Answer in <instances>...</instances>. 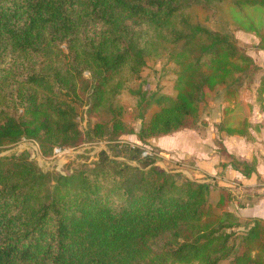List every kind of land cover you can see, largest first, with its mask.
Instances as JSON below:
<instances>
[{
    "label": "trees",
    "instance_id": "trees-1",
    "mask_svg": "<svg viewBox=\"0 0 264 264\" xmlns=\"http://www.w3.org/2000/svg\"><path fill=\"white\" fill-rule=\"evenodd\" d=\"M215 5L262 8L264 0H0V148L25 138L49 157L54 148L133 134L142 144L197 125L205 94L223 86L230 99L258 68L232 33L195 20L194 6ZM232 24L264 54V30ZM148 52L174 66V94L151 100L156 109L139 115L134 133L123 101ZM255 101L264 110L263 76ZM251 127L223 117L217 130L250 139ZM143 158L126 165L101 151L91 166L48 175L25 151L0 155V264H264V220L241 221L226 210L227 190L212 204L209 184ZM230 165L244 177L255 172L253 160Z\"/></svg>",
    "mask_w": 264,
    "mask_h": 264
},
{
    "label": "rangeland",
    "instance_id": "rangeland-1",
    "mask_svg": "<svg viewBox=\"0 0 264 264\" xmlns=\"http://www.w3.org/2000/svg\"><path fill=\"white\" fill-rule=\"evenodd\" d=\"M192 14L195 20L202 26L211 30L232 33L243 46L246 54L252 58L254 64L258 67L256 71L249 75L245 74L240 77L238 85L235 86L237 93L234 97L226 99L224 93L225 88L223 86L218 87L213 93L205 94L200 107L199 122L197 125L188 128L190 132L205 133L206 137H204V142H202V144L215 150L216 155L220 156L221 159H219L221 161H227V163H223L224 166L232 162L238 163L242 161L241 158L229 154L226 147L223 145V141L228 139L232 141L233 149H237L234 145H237L238 140H234V138L231 137L223 139V137L218 135V130L216 131L215 129H217L218 123L223 117L226 120V124L229 126H236L240 123L242 118H246L248 122L251 121L249 123L252 127L249 128L251 129V133L249 132L250 139L245 140L251 143L254 141L256 142V138H261L263 141L264 113L262 114V112H264V110L261 111L259 109L258 103L255 101V93L259 80L262 76L264 77V54L255 47L257 38L251 32L246 33L236 28L235 25L234 27L232 21L245 20L246 22L253 23L252 25H254L257 30H264V7L235 8L230 5H215L208 10H204L194 6L192 8ZM145 63V67L141 69L130 85L133 92L132 95L128 98L126 97L123 101L126 109L131 108V111H128L123 119L133 128L134 133L138 132L141 124L139 115L142 116V120L146 119L148 115L156 109L157 105H155L154 102H156L160 96H172L174 94L173 82L175 79V68L166 60L165 56L163 54L155 55L148 52L145 56ZM85 75H87L86 72ZM151 100L154 102L150 103ZM86 109L87 107L85 104L76 109L75 120L81 131H85L88 124ZM224 109H227V114L224 113ZM93 121L95 120H92V122ZM130 136L131 135H122L112 142L106 140L96 142L90 141L92 145L87 141L72 148L63 159L58 158L54 161H49L52 155L49 157L42 156V154L41 156H37V148L32 142L22 143L19 141L14 145L2 147L0 148V155L19 154L25 151L29 159L36 163L39 171L47 173L48 175H54L60 172L64 174L69 167L79 168L83 165L91 166L98 159V154L101 151H107L109 157L115 161L132 166H138L142 161L148 160L147 158H143V150L141 149L149 148L152 149L154 153H157L156 155H159L155 146L148 144L146 140L141 144L137 139L133 141L134 137H131L132 140H130L131 138H126ZM242 142L243 141L239 143L242 145ZM247 142L244 144L248 145ZM125 145L128 146L131 151H124L123 148ZM115 148L121 149V151H114ZM132 149H138L140 155L137 154V156H132ZM31 155H33L34 158H31ZM165 157L167 158V156ZM221 161L219 162V166L223 168L224 166L221 165ZM182 163L184 162L179 163L181 167ZM57 164L61 166L58 167ZM261 190L264 191V187H262ZM208 197L209 201L214 204L217 198V191L209 189ZM238 230L243 232L245 229L242 226L239 227Z\"/></svg>",
    "mask_w": 264,
    "mask_h": 264
},
{
    "label": "crops",
    "instance_id": "crops-1",
    "mask_svg": "<svg viewBox=\"0 0 264 264\" xmlns=\"http://www.w3.org/2000/svg\"><path fill=\"white\" fill-rule=\"evenodd\" d=\"M192 132L187 128L167 136L146 140L148 144L155 146L159 157L162 158H158L156 165L166 171L179 173L184 178L207 183L210 189L227 190L230 193V201L226 210L238 219L264 220V192L261 190L264 185V138L263 141L261 138H256V142L250 143L242 137L218 133L223 139L231 137L238 140L237 145H234L237 149H233L231 140L223 141L229 154L240 157L242 161H255V172L249 177H244L230 164L221 168L220 156L216 155L215 150L202 144L206 137L205 133ZM131 137H134L133 141L136 140L135 135L126 138ZM241 141H243L242 145L239 143ZM246 142L248 145L244 144ZM180 162H184L181 164L182 167L179 165ZM221 162L227 163V161Z\"/></svg>",
    "mask_w": 264,
    "mask_h": 264
},
{
    "label": "built area",
    "instance_id": "built-area-1",
    "mask_svg": "<svg viewBox=\"0 0 264 264\" xmlns=\"http://www.w3.org/2000/svg\"><path fill=\"white\" fill-rule=\"evenodd\" d=\"M20 142H22V143H25V142L34 143V145L36 146L37 151H38L37 156H39V155L41 156V153H40V150H39V146H38V144L36 142H34L33 140H30V139H25V138H21ZM89 144L92 145V143H89ZM94 144H100V143H94ZM70 150H72V148H54L53 152H52V156L49 158V161H54V160H57L58 158L63 159L65 157V155L69 153ZM141 150H143L142 151V156L159 157V155H156L157 153H154V151H152V149L146 148V149H141ZM31 158H34V156L31 155ZM57 166L59 167L61 165L57 164ZM60 174H62V173L60 172ZM262 187H264V185H262ZM262 192H264V191L262 190Z\"/></svg>",
    "mask_w": 264,
    "mask_h": 264
}]
</instances>
